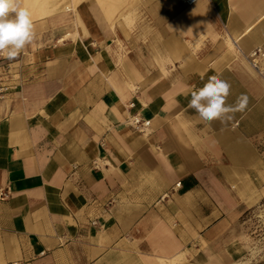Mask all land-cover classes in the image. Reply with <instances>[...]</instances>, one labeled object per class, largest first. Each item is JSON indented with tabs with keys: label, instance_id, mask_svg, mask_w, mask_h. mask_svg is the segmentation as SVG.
Wrapping results in <instances>:
<instances>
[{
	"label": "crops",
	"instance_id": "0c3cea01",
	"mask_svg": "<svg viewBox=\"0 0 264 264\" xmlns=\"http://www.w3.org/2000/svg\"><path fill=\"white\" fill-rule=\"evenodd\" d=\"M21 6L36 36L0 56V264H238L235 225L264 198V73L247 59L264 0ZM213 75L228 104L248 96L227 127L188 107Z\"/></svg>",
	"mask_w": 264,
	"mask_h": 264
},
{
	"label": "clouds",
	"instance_id": "9594fccd",
	"mask_svg": "<svg viewBox=\"0 0 264 264\" xmlns=\"http://www.w3.org/2000/svg\"><path fill=\"white\" fill-rule=\"evenodd\" d=\"M35 36L31 13L21 6V0H0V56L9 61L15 60ZM229 94L230 85L213 75L202 88L191 93L188 107L206 126L219 122L227 127L236 113L245 111L249 102L248 96L242 94L234 104H228Z\"/></svg>",
	"mask_w": 264,
	"mask_h": 264
},
{
	"label": "rangeland",
	"instance_id": "374dc122",
	"mask_svg": "<svg viewBox=\"0 0 264 264\" xmlns=\"http://www.w3.org/2000/svg\"><path fill=\"white\" fill-rule=\"evenodd\" d=\"M264 198L258 202L235 228L236 243L243 246V259L238 264H264Z\"/></svg>",
	"mask_w": 264,
	"mask_h": 264
},
{
	"label": "built area",
	"instance_id": "2783aa9c",
	"mask_svg": "<svg viewBox=\"0 0 264 264\" xmlns=\"http://www.w3.org/2000/svg\"><path fill=\"white\" fill-rule=\"evenodd\" d=\"M188 4H191V0L185 1ZM247 59L250 65L259 73H264V50L261 47H255L247 54ZM1 82V80H0ZM8 86L7 85H0V99L3 98L4 94L7 92ZM129 107H133V103L128 104ZM127 122L137 131L141 133H146L149 123L148 120L142 118L138 114L129 115L127 118ZM180 183H176L179 185ZM6 196V192H3L0 189V199Z\"/></svg>",
	"mask_w": 264,
	"mask_h": 264
},
{
	"label": "bare ground",
	"instance_id": "6f19581e",
	"mask_svg": "<svg viewBox=\"0 0 264 264\" xmlns=\"http://www.w3.org/2000/svg\"><path fill=\"white\" fill-rule=\"evenodd\" d=\"M184 1H187V0H184ZM195 0H191V3H193Z\"/></svg>",
	"mask_w": 264,
	"mask_h": 264
}]
</instances>
